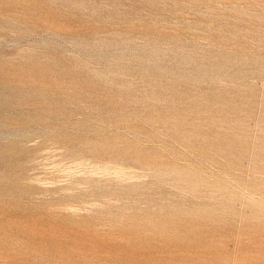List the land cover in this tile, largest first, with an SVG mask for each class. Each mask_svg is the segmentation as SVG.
Returning <instances> with one entry per match:
<instances>
[{
    "label": "rangeland",
    "instance_id": "374dc122",
    "mask_svg": "<svg viewBox=\"0 0 264 264\" xmlns=\"http://www.w3.org/2000/svg\"><path fill=\"white\" fill-rule=\"evenodd\" d=\"M0 264H264V0H0Z\"/></svg>",
    "mask_w": 264,
    "mask_h": 264
}]
</instances>
